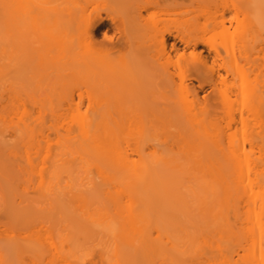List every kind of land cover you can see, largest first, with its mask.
Instances as JSON below:
<instances>
[{
    "label": "bare ground",
    "instance_id": "bare-ground-1",
    "mask_svg": "<svg viewBox=\"0 0 264 264\" xmlns=\"http://www.w3.org/2000/svg\"><path fill=\"white\" fill-rule=\"evenodd\" d=\"M17 1L0 0V139L8 136L12 141L22 140L21 145L27 143L37 146L39 139L48 137L44 133L45 128H51L60 147L57 148L59 156L54 157L52 161H56L60 155H69L71 158L75 156L79 161L74 163V168L72 163L67 168L64 166L65 170L62 168L63 172L68 173L66 176L70 177V181L61 185L57 178L61 176L60 172L57 176L58 173L56 174L50 164L47 165L48 162L42 166L33 164L34 160L30 158L29 151L24 152L26 155L22 153L25 158L21 156L25 159V165L17 163L13 153L11 156L9 152L11 161H6L5 154L0 156V205H4L6 213L8 212V224L13 226L12 223H16L17 226L22 225L29 230L34 227V221L39 224L40 217H37V214L42 215L38 212L33 214V210L43 207L42 211L38 210L43 212L40 225L43 224L44 227H40L45 228L50 239L49 241L46 236L41 239L43 234H37L38 230H31L32 233L17 239L0 242V260L7 259L12 253L28 251L39 264L45 253L48 255L45 264H81L78 261V238L83 236L88 237L92 241L91 244L93 240H98L91 247H101L102 252L98 254L100 264H176L175 251L185 255L187 264H264V192L260 190L264 187V142L257 133L244 135L241 141H238L231 130L238 128L237 125L245 127L247 116H244V110L253 118L261 117L263 103L260 99L256 100V97L259 98V89L254 88L246 92V99L238 109V116L233 114L229 100L219 101L226 115L224 125L208 118L206 99L200 101L199 112H194L193 108L184 104V109L181 110L182 116L185 115L183 119L177 112L173 117L179 116L178 118H168L167 115L170 117L171 114L170 107L164 105L161 107L163 119H156L150 124L143 120L136 123L140 133L138 139L135 138L138 142L131 151L135 156H131L121 147L119 137L120 131L131 122L125 123L112 117L109 103L98 101V88L95 85L79 86L78 100L75 102L64 86H10V72L14 63H8L9 60L18 54L28 60L42 58L41 43L37 44V48L30 50L29 44L25 42L27 47L22 45L24 41H21L22 44L18 41L19 32L29 24L21 23L20 15L26 13L18 10ZM22 2L28 3L29 0ZM155 4H144L134 10L127 26L124 20H116L112 16H85L81 21L82 36L87 41L91 40L93 30L97 29L104 19H108L114 30L121 33L126 29L129 32V38L116 47L142 48V53L151 65L157 63L159 56L166 61L173 58L174 61L180 60L184 58V48H195L203 44L207 50L214 52L220 62H211L206 66L207 56L200 53L190 62V78L197 81V86L226 85L232 72L231 63L221 55L217 44L208 38L167 28L161 33L159 56L156 57L152 53L150 45L142 40L154 28V22L146 24L142 10H147ZM176 6L177 4L166 6L161 14L178 15ZM23 8L21 6V9ZM228 11L233 14L230 20L236 22L231 32L228 26H224L223 21L215 20L217 15L222 17ZM238 15L241 18H238ZM205 21L204 26L211 29L221 26L220 34L223 38L233 33L239 34L235 53L241 56L246 65L244 74L262 71L264 64L260 63L258 55L251 56L250 49L255 41H259V30H264V0L225 1L213 14H206ZM107 28L102 33L103 40L109 42L110 48H113L115 43L108 35ZM44 34L48 36L47 32ZM168 38L172 40L169 48H166ZM37 39L42 42L40 35ZM178 41L182 44L181 47L176 44ZM5 48L8 49V61L2 60ZM202 50L201 48L200 51ZM84 56L86 59L83 67H91V73L95 74L94 52L91 54L86 51ZM62 98L67 100L66 105H75V113L66 121V126L62 124L65 118H59L55 114L57 102H54V99ZM120 101L124 103L118 104V111L121 113L123 111L127 114L129 108L134 106L123 100V97ZM26 104H37L38 113L31 112L26 108ZM80 106H84L82 111ZM46 111L50 117H44ZM145 123L152 128V133L146 134ZM162 136L172 140L170 148L166 145L169 148L167 152L165 149H158L155 144L152 145L154 141H160ZM225 137L227 145L222 144ZM149 141H153L151 145ZM163 142L159 145H163ZM2 144L0 143V155L3 154ZM39 146L40 144L38 148L35 147L37 151ZM24 148L27 150V146ZM146 148L150 150L146 151ZM255 150L263 155L259 156L260 153H257L253 156ZM65 157H62L64 161L68 160V157ZM13 158L15 160L12 161ZM45 158L48 159L44 157L42 161H46ZM61 162L62 159L60 162L57 160L55 165L62 164ZM160 162L171 164L177 173V179H180V182L175 181L174 188L179 191V200L184 204L185 210L177 215L160 213L163 210V202L167 199V189L156 176ZM34 170L39 174L38 181L33 179V182H36V185L32 184L34 188L30 185L33 188L31 192L28 190L30 186L25 184H31L36 173ZM55 170L58 172V169ZM76 171L81 175V182L75 177ZM72 172L75 174L71 177ZM20 173L26 175L21 180L25 182L23 191L27 192V195L25 192L23 195L26 201H29V205L25 206L29 207L24 211L20 206L25 205L24 201L15 203L16 193H12L15 179L21 177ZM86 173L93 174L87 176ZM178 173H181V176H178ZM84 179L85 184L87 181L91 182L94 196L89 194L90 191L88 194L82 191ZM91 184H86V188ZM100 195L101 199H97ZM35 200L37 205L33 203ZM40 205L41 207H38ZM108 205L111 206L110 209ZM43 249L46 252H43Z\"/></svg>",
    "mask_w": 264,
    "mask_h": 264
},
{
    "label": "rangeland",
    "instance_id": "rangeland-1",
    "mask_svg": "<svg viewBox=\"0 0 264 264\" xmlns=\"http://www.w3.org/2000/svg\"><path fill=\"white\" fill-rule=\"evenodd\" d=\"M32 1L34 2V4ZM225 1L229 2L231 0H29L28 3L22 2V0H18L16 7L18 8V10H20V12L25 11L26 13L25 15H20L21 23L25 22L26 24H29L19 32L18 35L20 40L18 38V41H24L23 44L21 42L22 45H24L25 42L27 45L29 44V47L25 44L28 49H35L38 47L37 44L41 43L42 46L40 45V54L42 58L40 59L39 57H35L31 60H28L21 54H18L15 58L9 60L8 63H14V68L10 72V74L12 75L10 79L12 81L10 83V86H64L66 91H68L70 95L72 94L71 96L74 97L75 102L78 100L77 94L79 92V86L95 85L98 88V101L109 103L112 111V117L125 123L131 122L130 124H126L125 128H123L119 133V137L121 139V147L124 148L128 153H130L131 156H135V154L131 151L137 144L138 141L136 139H138L137 136L140 133V129L137 128L136 123H139V121L143 120L144 122L150 124L152 122H155L156 119H163L162 117L164 116H162L163 112L161 107H163L164 105L170 107V117L166 114L168 118L175 120V117L178 118L179 116L173 117V114L177 112L176 114H180V116L182 117L181 119H183L185 115L182 116L181 113H183L182 109H184V104H188V107L193 108L194 112H199L201 107L200 101L202 99H206V101L208 102V118L216 121L220 125H224L226 115L223 113V109L219 101L223 99L229 100L232 103L233 114L238 116V109L246 99V92L250 89L256 88L260 91V93H258L259 95H257L259 96V98L257 99L256 97V100L260 99L259 101H262L263 103V111L261 117H257L256 119L255 116L254 119L244 110L243 114L244 116H247L245 127L237 125L238 128H234V131L233 129L231 130L234 133V137L238 141L244 135L257 133L259 136H261L262 142H264V68L259 73L249 72L247 73V75L244 74L243 70H245L246 65L244 64L241 56L235 53L238 47L237 39L239 37V34L233 33L223 38L220 34L221 26H216L213 29L208 26H204V23L206 22V14H213L214 11L217 10V7ZM152 2L156 3L155 6H149L147 10H142V15H144L145 23L149 25L150 23L154 22V28H152L149 35L144 37V39L142 40L144 43L150 45L152 53L155 54L156 57L159 56L161 47V33L164 32V30H166L167 28L171 29L172 31L178 30L192 36H202L204 38H208L215 44H217L221 55L225 56L226 59H228L231 63L232 72L228 76L226 85L219 84L218 86H197V81L190 78V62L200 53L207 56L206 66H209L211 62L216 64L220 62V60L215 57L214 52L212 50H207V47L203 44H200L195 48H184V58L180 60L174 61L173 59L175 58H173L170 61H166L164 58L159 56L157 63L151 65L147 57H145V55L142 53V48L132 46L128 49H119V47H116L117 45L120 46L121 44H123L124 41L129 38V32H127L126 29L121 33L114 30L115 28H111L108 19H104L98 25V28L93 30L94 35L91 40L87 41L83 38L81 21L85 16H89L90 18L96 16H112L116 20H124L127 26L129 23V17L130 15H132L134 10L140 8L144 4H149ZM173 4H177L175 9L179 11L178 15L174 16L173 14H161L163 8H165L166 6L171 7ZM21 6H23L24 8L21 9ZM232 16V12L228 11L222 17L217 15L215 20L223 21L224 26H228V29L231 32L232 28L236 25V22L233 19L230 20ZM238 18H241V16L238 15ZM4 22L5 19L3 18V25ZM106 28L108 30V35L112 37V41L113 43H115V47L113 48H110L111 45L109 44V42L103 40L102 33ZM44 32H47L48 36L45 35ZM38 35H40V39L42 42H39V39H37ZM263 37L264 30L260 29L259 41H255L256 43L252 45L250 49L251 56L258 55V59L260 63L262 62V65L264 64ZM3 38L4 40L6 39L5 36ZM167 40L168 44H166V48H169L168 45L172 39L168 38ZM129 43L131 44V42ZM176 44L180 47L182 46L179 41L176 42ZM27 47H25L26 50H28ZM201 48L203 49L202 51H200ZM86 51H90L91 54L92 52H94L96 56L94 63V65L96 66L95 74L91 73V67L87 69L83 67V62L86 59V56H84V54H86ZM2 60L8 61L7 48L4 49ZM221 72L223 71L221 70ZM122 97L123 100L129 102L131 105H134L131 109L129 108V112L127 114H124L123 111L122 113L118 111V104L124 105V103L120 101ZM65 100V98L58 100L54 99V102H57L55 103V114L58 115L59 118H65L64 122L62 123L64 126H66V121L69 120L70 116L75 113V105H73L72 103L70 106H68L66 105L68 104V102L67 100ZM26 108H28L34 114L38 113L37 104L36 106H30L29 104H26ZM80 108L82 111L84 109V106H80ZM47 112L48 111H46V113L44 112V117L46 116V118L50 117V115L48 116L49 113ZM146 123V134H150V132H153L152 128L150 129V126ZM231 130L229 132H231ZM44 133H46L48 137L39 139L38 145L40 144V146H42V148L39 146L38 149V151L42 149L40 153L36 149L38 148L37 144V146H35V144L30 146L29 144L24 142L25 144L21 145V143H23L22 140L15 139L12 141L10 138H8V136L2 137L0 139V143H3L1 145L3 154L0 156H4L5 154L6 161H9L11 159L10 153L11 156L13 153L15 155L13 157H15L16 160L13 158L12 161L15 160L17 161V163L25 165V159H23L25 158V156H23V154L26 155V151H29L31 152L30 158H33L34 160L33 164L35 163L42 166L43 163L47 164L48 162L47 165L50 164L52 166L51 168H53L56 174L58 173L57 176L60 172L61 178H57H59V183H62L61 185H63L64 182L70 181V177L67 178L66 175L68 173H66V171L63 172L62 168L64 166L67 168V166L72 164L74 168V166H76V164L74 163L79 160L75 156L74 158H71L69 155H60V159L58 158L57 160L58 162H60L62 159L63 163L61 162L62 164L59 163V165H55V162H57V160H52L54 157L59 156V150L57 149L60 148L57 143L58 138L54 130L51 128H45ZM169 139L170 138L167 137L163 138L162 136L160 141H158L157 143L155 141H149L148 143H150L151 145V142H153L152 145L155 144L156 146H158V149H165V151L167 152V149L169 150V148L172 146V140L170 139L169 141ZM16 140H18V142ZM162 142L163 145H159ZM17 143L20 145H18ZM222 144L227 145L226 137L223 139ZM164 145H168L169 148H167V146L165 148ZM25 146H27V150H25ZM11 150H13V152ZM145 150L149 151L150 149L146 148ZM254 152L255 153L252 154L253 156L257 153H260V151L257 150H255ZM49 153L50 155H52V157L49 155ZM54 154L56 155L54 156ZM261 155L263 154L260 153L259 156ZM21 156H23V158ZM63 156H69L68 160L64 161V159L62 158ZM44 157H47L48 159L45 158L46 161H42L44 160ZM39 165L35 166L38 168ZM55 169H58V172ZM36 171L38 172L37 169ZM37 172L35 173V176L32 174V177L31 175V184L29 182L25 185L30 186L33 183L34 185H36V182H33V179L34 181H38L37 176L39 173ZM72 173L73 174H71V177L75 174V172ZM77 174L78 173L76 171L75 177L79 182H81V175ZM90 174L93 173H86L87 176H90ZM178 174V176H181V173ZM19 176L21 177H17L15 179L16 182H14L12 193H16L15 203H17L18 201L19 203L24 201L23 203L25 205H20L18 203L22 207L21 210L24 211L29 207H25L26 204H29L27 203L28 200L26 201V197L23 195V192H25L23 191L25 189V185L23 183L25 182L21 180V178L23 179V177H26V175L21 174ZM156 176L158 177V180L162 184V186H165L167 189V193H165L167 199L163 202V210H161L160 213H174L177 215L178 213L184 211L185 206L184 204H182V201L179 200L180 193L174 188L175 181L178 180L180 182V179H177V173L171 167V164L160 162L158 165ZM184 179L187 182V178L185 177ZM71 180L73 182V179ZM85 180L86 179L82 180V191L84 192V194H88V192L90 191L89 194L94 196V189L92 188L93 186L91 182H86L87 185L91 184V186H87V189ZM17 181L23 182L19 183ZM34 185H32V187ZM186 185L187 184H185V186ZM32 187L30 186V188H28V190L30 189L29 191L31 192H33L34 188ZM260 190L264 192V187ZM35 192L36 191H34V193ZM18 193L20 194L18 195ZM26 193L27 192H25V194ZM32 196H34V194ZM96 198L101 199V195L100 197L98 196ZM256 201L259 202V199H257ZM35 202L36 200L33 203ZM257 202H255L256 205ZM18 204L17 207H19ZM38 207H41V205ZM108 207L109 209L111 208V206L109 205ZM41 209H43V207ZM41 209H34L33 214H37L38 212L43 215V212H39L42 211ZM18 210L20 209L18 208ZM7 213L5 206L0 205V242L9 239H17L18 237L24 236L28 233H32L30 232L31 230H38L37 234H43V236L39 235L41 236V239L42 237L45 238L44 236L49 239V235H47L45 228L41 229L40 227L43 226V224L40 225V218L42 215L40 216L39 214H37V217H40L39 224L37 221L36 223L34 221L35 224L32 223V226L34 225V227L27 230L25 227L23 228L22 225L17 226L16 223H12L13 226L9 225L8 223L10 222H8L7 218V216L9 217V215ZM87 238L88 237L85 238L83 236H79L78 238V261L81 264H100V259L98 256L102 252L101 247H98L96 245L91 247L92 244H95V241L98 242V240H93V243L91 244L92 241ZM94 247L96 250L94 249ZM44 251L46 252L45 249H43V252ZM45 254L43 256L44 259H42L43 261H40L41 264H45L46 259H48V255ZM174 254H176L177 256L175 260L176 264H187L185 255H182L177 251H175ZM33 259L34 257L28 251H24L19 254H10L7 259L0 260V264H39L37 260ZM103 263L105 264V262Z\"/></svg>",
    "mask_w": 264,
    "mask_h": 264
}]
</instances>
